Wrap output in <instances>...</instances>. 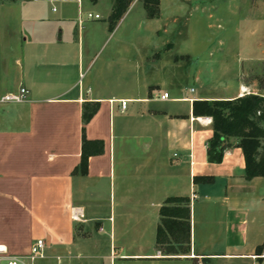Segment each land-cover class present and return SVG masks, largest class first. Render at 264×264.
Wrapping results in <instances>:
<instances>
[{"label":"crops","instance_id":"0c3cea01","mask_svg":"<svg viewBox=\"0 0 264 264\" xmlns=\"http://www.w3.org/2000/svg\"><path fill=\"white\" fill-rule=\"evenodd\" d=\"M115 2H0V96L29 90L26 101L0 102V246L21 253L44 238L37 259L46 264H264V177L245 176L235 137L223 160L210 162L212 117L193 113L195 100L250 93L241 86L264 91L261 72L238 66L228 77L223 66L207 81L200 67L151 66L148 34L119 31L138 4L142 22L150 19L143 2L133 0L110 30ZM86 102L99 109L85 134L105 150L81 175L73 170ZM170 196L190 199V244L179 254L156 240Z\"/></svg>","mask_w":264,"mask_h":264},{"label":"rangeland","instance_id":"374dc122","mask_svg":"<svg viewBox=\"0 0 264 264\" xmlns=\"http://www.w3.org/2000/svg\"><path fill=\"white\" fill-rule=\"evenodd\" d=\"M161 11L160 18L144 17L142 22L144 8L138 4L119 29L148 34L151 66H182L183 71L200 67L205 80L223 76V66H229L228 77L238 66L262 73L264 0H163ZM138 21L142 22L140 26ZM164 25L168 31L163 30ZM156 51H161L160 56ZM175 55L180 57L176 64L172 61ZM189 85L199 88L195 82ZM250 91L264 94L257 88ZM47 262L36 259L33 264Z\"/></svg>","mask_w":264,"mask_h":264},{"label":"trees","instance_id":"16d2710c","mask_svg":"<svg viewBox=\"0 0 264 264\" xmlns=\"http://www.w3.org/2000/svg\"><path fill=\"white\" fill-rule=\"evenodd\" d=\"M17 1V0H0ZM133 0H116L109 17V28L113 30L128 10ZM149 18L161 13V0H141ZM264 87V66L260 75H255ZM99 102H86L83 105V134L81 161L73 170L74 174L85 175L89 170V159L105 150L102 139H89L85 134V124L98 111ZM195 116L212 117L213 135L208 141L207 156L210 162L220 163L224 152L232 143L230 138L238 139L237 145L245 156V176L264 177V94L249 93L233 99L195 100ZM210 177L198 176L195 180H208ZM190 199L186 196H170L160 207V222L157 227V245L167 254L186 252L190 244ZM263 245L259 246L261 249Z\"/></svg>","mask_w":264,"mask_h":264},{"label":"built area","instance_id":"2783aa9c","mask_svg":"<svg viewBox=\"0 0 264 264\" xmlns=\"http://www.w3.org/2000/svg\"><path fill=\"white\" fill-rule=\"evenodd\" d=\"M89 16L99 18L100 14L89 13ZM251 91L247 86H241V93H247ZM29 90L25 86H19L16 92H7L0 96V102H22L26 101L28 98ZM158 97L161 99H168L169 93L163 92L159 93ZM127 101H122V108L125 109ZM82 210L80 208H74L72 210V217L75 220H80L82 218ZM47 247L46 240L44 238L35 239L29 246L26 252L14 253L10 252L7 248L0 246V264H33V262L40 257H44L45 249Z\"/></svg>","mask_w":264,"mask_h":264},{"label":"bare ground","instance_id":"6f19581e","mask_svg":"<svg viewBox=\"0 0 264 264\" xmlns=\"http://www.w3.org/2000/svg\"><path fill=\"white\" fill-rule=\"evenodd\" d=\"M204 122V121H203Z\"/></svg>","mask_w":264,"mask_h":264}]
</instances>
